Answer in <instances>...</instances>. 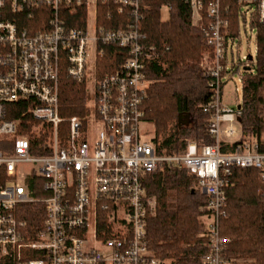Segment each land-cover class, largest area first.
Returning <instances> with one entry per match:
<instances>
[{"label": "built area", "instance_id": "1", "mask_svg": "<svg viewBox=\"0 0 264 264\" xmlns=\"http://www.w3.org/2000/svg\"><path fill=\"white\" fill-rule=\"evenodd\" d=\"M142 1L0 0V264H163L147 250L146 219L156 203L145 196L141 183L144 174L162 167L193 174L207 199L200 207L205 227L200 264L245 262L228 256L220 221L226 216L232 169H255L264 184V146L247 137L232 147L239 140L241 111L222 102L224 81L231 79L223 76L231 63L224 65L229 23L222 18V0H180L188 5L193 25L203 16L207 20L203 34L211 60L205 75L211 94L203 112L211 115L214 144L188 142L177 155L159 154L141 131L146 66L158 59L138 28ZM233 1L244 7L242 18L264 25V0ZM99 2L114 6L118 14L129 9L131 22L125 29L98 27ZM79 8H85V26L66 27L64 16ZM37 15L46 24L31 32L16 19L33 21ZM110 45L127 57L98 79L100 46ZM91 62L94 78L87 88ZM62 74L85 83L83 116L59 115ZM17 104L25 105L23 113L12 119ZM31 178L41 181L37 197L30 193ZM26 204L44 209L41 229L34 234L18 219L19 207ZM99 212L106 216L100 234Z\"/></svg>", "mask_w": 264, "mask_h": 264}, {"label": "trees", "instance_id": "2", "mask_svg": "<svg viewBox=\"0 0 264 264\" xmlns=\"http://www.w3.org/2000/svg\"><path fill=\"white\" fill-rule=\"evenodd\" d=\"M222 18L229 23L226 46L233 45L239 36L240 6L233 0H222ZM167 7V19L161 12ZM110 15V18H107ZM139 31L144 35V45L154 49L158 59L146 67L149 85L141 103L142 121L152 126L159 154L177 155L185 150V139L198 147L214 144L209 134L211 115L204 113L211 88L205 75L211 52L206 45L203 28L205 17L193 25L191 11L180 0H143L139 10ZM129 9L121 14L109 4H97V26L107 30L125 29L131 22ZM19 25L28 31L41 27L46 21L37 15L33 21L17 16ZM66 27L85 26V8L64 16ZM42 24V25H41ZM256 31L255 62H234L225 55L224 65L231 63L224 73L230 78L238 74L241 84V114L238 119L239 140L255 137L264 146V25L250 22ZM103 55L96 64V77L113 73L127 57L115 46H100ZM206 54L205 56H203ZM247 64L248 66H244ZM249 68V70H246ZM59 115L62 118L85 114V83H76L62 74L59 80ZM24 104L11 108V118L18 119ZM191 116L188 125L178 126L180 115ZM27 119V118H26ZM23 133V132H20ZM161 136H164L160 140ZM160 140V142L158 141ZM141 183L145 196L156 203L154 213L146 219L147 250L150 257L163 264H200L199 256L205 253V227L200 207L207 199L197 188V179L183 169L162 167L144 174ZM31 195L37 197L39 179L28 181ZM193 191V193H192ZM226 216L220 221V235L228 241L227 254L241 258L243 264H264V184L255 169H232L226 189ZM44 209L39 204L19 207L18 219L25 223L30 234L41 229ZM106 216L98 213V228L106 227Z\"/></svg>", "mask_w": 264, "mask_h": 264}, {"label": "rangeland", "instance_id": "3", "mask_svg": "<svg viewBox=\"0 0 264 264\" xmlns=\"http://www.w3.org/2000/svg\"><path fill=\"white\" fill-rule=\"evenodd\" d=\"M244 7L240 8L241 13L244 11ZM167 11L165 9L162 10L161 12V17L163 20L167 19ZM240 13V16H241ZM93 25V20L90 19V27ZM231 46L232 47V57L234 59V62L237 63L239 61H242L244 58L251 56L252 57V62H255V57H256V31L250 27V22L247 19L246 23H243L241 21L240 26H239V36L235 40L233 45H229L227 52H228V57L229 59L231 58ZM204 54L203 56H205ZM100 58V57H98ZM95 61V65L97 64V60ZM96 70V68H95ZM94 78V69H93V63H90V70L87 73V88L91 86L90 84L92 83ZM239 75L234 74L231 79L225 80L224 81V86L222 90V102L224 105L230 107V108H235L240 100H241V84L239 82ZM235 89L238 90V92L235 91ZM88 94H90L88 92ZM87 101L90 102L91 104V97L88 95L87 96ZM237 132L239 134V128L238 125H236ZM141 131L146 134V137L148 139H152L153 143H156L154 141V132L152 129V126L144 122V124H141ZM145 137V136H144ZM145 137V138H146ZM164 136H161L160 140L163 139ZM262 139L264 140V134L262 135ZM160 140H158L160 142ZM189 141L188 139H185V144H187ZM25 171H27L29 168L24 167L23 168Z\"/></svg>", "mask_w": 264, "mask_h": 264}, {"label": "water", "instance_id": "4", "mask_svg": "<svg viewBox=\"0 0 264 264\" xmlns=\"http://www.w3.org/2000/svg\"><path fill=\"white\" fill-rule=\"evenodd\" d=\"M248 60L249 61H252V57L249 56ZM246 70H249V68H246ZM190 122H191V116L189 114H187V115H180L178 117V126L188 125ZM192 193H193V191H192Z\"/></svg>", "mask_w": 264, "mask_h": 264}]
</instances>
